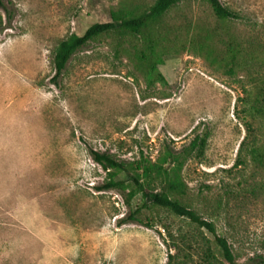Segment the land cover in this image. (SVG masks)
I'll list each match as a JSON object with an SVG mask.
<instances>
[{"label": "rangeland", "instance_id": "1", "mask_svg": "<svg viewBox=\"0 0 264 264\" xmlns=\"http://www.w3.org/2000/svg\"><path fill=\"white\" fill-rule=\"evenodd\" d=\"M127 1L0 0V264H224L213 236L186 217L99 190L106 175L91 157L153 163L196 135L203 155L184 159L185 189L172 198L212 222L238 263L264 259V165L247 150L264 145V0H219L238 15L224 21L203 0L170 9L158 29L168 33L155 37L163 81L151 86L112 33L55 78L58 42ZM203 35L224 55L236 45L232 72L191 51ZM146 189L161 186L151 178Z\"/></svg>", "mask_w": 264, "mask_h": 264}, {"label": "trees", "instance_id": "2", "mask_svg": "<svg viewBox=\"0 0 264 264\" xmlns=\"http://www.w3.org/2000/svg\"><path fill=\"white\" fill-rule=\"evenodd\" d=\"M182 1L154 0L151 4H146L141 2V0H137V2L131 0V2L127 1L122 6L109 9L110 20L108 22L93 23L86 28L82 35L72 33L58 42L52 58L55 71L54 77L57 78L62 73L70 57L79 48L101 35L112 33L117 35L119 39L128 41L132 52L130 55L132 66L134 70H137L144 76V80L149 86L153 85L156 81H163L162 76L157 71V66L162 63L164 47L161 46L160 49H157L158 45L156 46L155 37L165 38L167 30H164L163 33H161L162 31H158L161 20L170 9ZM203 1L210 6L213 14L219 20L224 21L238 18L235 12L223 6L219 0ZM225 44L224 55L216 50L204 35L201 38L191 39L188 42L191 51L204 59L209 65L217 68H225L227 66V70L232 72V60L236 58L239 50L230 41ZM260 95L262 98L259 100L263 106L260 108L259 114L264 123V92L263 95L262 93ZM205 141L206 137L204 135H196L181 151L175 152L169 150L164 157L153 163H143L140 160L125 162L115 159L110 154L91 151L92 160L102 168L106 175L104 183L98 189L116 190L123 196L126 204H129L133 196L140 194L142 199L148 201L150 204L164 208L177 216L186 217L198 228L206 230L213 236L224 264H264V259L261 257L253 258L246 263H238L227 240L216 234L213 223L202 219L193 210L187 208L171 196L183 194L185 184L180 177L182 162L193 153L195 157L200 158L203 155ZM253 142L255 143L247 149L248 153L253 159H257L256 161L259 164L264 165V152L263 155L259 153V149L264 148V145L259 146L256 141ZM243 146L244 141L240 143V149ZM167 161L172 166L164 167L163 165ZM118 173L124 174L126 178L116 180ZM151 178L156 179L160 183V192L147 191V183ZM128 182L130 186H128ZM142 206H145V203H142ZM137 212L138 209L129 213L125 219L119 220L118 224L134 220Z\"/></svg>", "mask_w": 264, "mask_h": 264}]
</instances>
